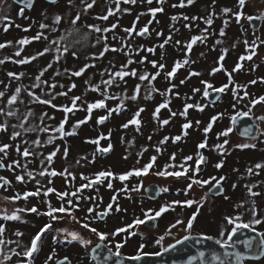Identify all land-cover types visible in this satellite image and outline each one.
Masks as SVG:
<instances>
[{
	"label": "rangeland",
	"instance_id": "rangeland-1",
	"mask_svg": "<svg viewBox=\"0 0 264 264\" xmlns=\"http://www.w3.org/2000/svg\"><path fill=\"white\" fill-rule=\"evenodd\" d=\"M249 1H253L257 12L264 15V0ZM88 2L91 3L92 0H88ZM158 2V0H152L151 4H146L143 0H136L135 3H124L123 0H121L119 9H117L115 0H95V4L92 9L83 11L84 6L81 4V0H72L71 5L69 4V0H57L54 4H49L44 0H35L34 4L28 10H25V19L23 17V12L20 16L19 6L12 0H0V42H4V44H6L4 48L0 49V60L5 61L3 64H0V92H5V97L0 98V108H4L5 111L8 110L6 98L14 93L16 87H21L19 99L22 101L12 106V110L17 112L16 116L6 117L4 115H0V123H5L7 125L6 131L0 130V145L4 143L11 145V147L7 149L6 155L0 153V158H2L0 159V162H2L5 166L4 172L0 173V177H4L10 182L5 186L0 187V224L4 221L3 216L5 214L11 215L13 212H17L18 210L16 207V205L19 206V203H16L17 200L6 199L7 197L20 193L22 189H27V186L33 187L34 190L39 187L42 194L48 187H53L57 191H65L64 189L67 185L66 180L75 184V182L79 180V176L77 174L79 171L82 173L84 171L89 172L88 165L91 160L87 154L95 153L97 145L85 143L88 139L94 140L100 138L101 136L104 137L107 133L109 135L110 133L111 142L114 144L112 150L114 153L119 150L123 141L129 140L128 137L146 139L149 137L153 138L179 135L181 138L187 137V140L191 143V145H195V143L199 140L205 139V135L202 134L201 130L209 124L208 119L217 115L219 119L214 122L215 125L212 126L210 133L206 134L207 141H214V139L218 137V133L223 132L228 127H231L232 131L228 134V136H226L229 143L227 144L224 152L227 151L228 148H232V151H235L234 148L236 146H232V141H235L236 144L249 143L247 141H243L240 136L236 135L231 124V117L236 111H247L248 108L251 107L250 99L258 98L261 91L260 89H264V81L261 80V78H264L263 45L261 47H255V55H252L251 60L241 61L239 59L240 56H247L251 54L252 49L244 47L242 42L239 43V41L244 39L249 40V38H243L242 35H236V32L220 36L219 30H215L214 34L213 32L207 30V40L203 43L199 41L196 42L189 51L186 48L187 42L190 41L193 35H200L202 29L196 31L194 28L192 29L191 27L183 26L180 28L179 33H177L176 36L171 37L169 28L166 29L165 25L167 22L165 20L167 14H173L174 10H177L174 7L175 1L164 0L163 3L159 2L162 7L164 6L165 12L160 15H158L157 12L155 16H153L148 9L150 7H158ZM109 8H112L115 11L113 15L109 16L108 20L105 21L97 19L98 16L105 15ZM125 9H127V11H125ZM131 9H133V11ZM77 13H80V19L76 25H72L71 20ZM179 13H182V11ZM56 15H60L62 17V20L58 25L54 23ZM137 17H139V19H137ZM149 21H151V23H149ZM42 22L48 24L49 29L41 30L39 25ZM134 22L135 31L132 36L129 37L128 34L124 32V29L133 26L131 24H134ZM114 23L117 24V27L108 33H97L87 27V25L91 24L101 28H106L110 27V25ZM161 24H164V26L162 25L161 27ZM5 25L8 26L7 31H5ZM17 25H19V27H17ZM145 25H147L149 31L145 34L137 35L136 30L138 29L139 32V29L143 28ZM25 28H28L29 31H23ZM51 28H56L57 30L53 32L50 30ZM74 28L79 31H72ZM40 31L44 32L45 36H47V40L43 38L41 40H33L30 44L23 46L21 50V46L18 45L17 41L23 37L31 38ZM70 31L71 35H68ZM157 33H161V35L158 36ZM126 34L128 37H126ZM101 35L107 37V43L110 46L120 48L121 44H124V50L120 52L108 51L103 58L95 60L91 59L93 54L98 53L104 47L103 42L96 44L97 37ZM61 36L66 37L62 43L70 46V52L62 56L58 62L53 60L55 55L54 50L53 52L38 57L37 59L24 65L13 62L18 59L15 56L16 51L21 50V57L19 58L33 56L37 52L42 51L45 46H51L49 42L52 40H58ZM114 36L116 39H113ZM217 39H220L222 43L216 45ZM166 40L167 43H165ZM177 40L181 41V43L177 44ZM8 41L11 43H6ZM76 41H79V43H75ZM161 44L164 45L163 48L159 46ZM128 45L131 46L132 50L131 59L139 61L141 57H146L144 63H133L130 65L131 68H136L138 73L146 71L151 75L154 71H156L150 63L152 60H155L158 63H164L166 65V69L168 70H170L171 65L180 61L182 66L177 70V76L174 75V77L166 79L164 71H161L160 75L152 81L151 85H149L147 81L140 82L138 78L129 77L126 78V85L124 83H119L118 87L111 86L108 89L109 95L116 96L118 99H107L106 104L108 108H113L121 102L122 98L125 105L123 108L125 114L122 111L121 113L113 112L111 115H108L107 109H104L103 113L108 116V122L105 124L97 123L96 118L102 112L100 109H95L92 112L91 119L88 120L87 123L76 128H73V125L76 124L77 119H83L86 112L75 111L74 113H69L68 122L65 125V131L74 132L75 134L65 136L63 139L59 138L58 133H39L38 131L25 133L23 131V128L20 127L21 124H23L24 127H38L41 124L40 115L42 112H47L49 116L55 117L54 121H50L45 118L43 121L45 125L58 124L60 120L65 118L62 111L45 105L31 103L30 97L28 96V91H36L37 94H40V90L32 89L31 85L36 82V75H38L41 70L46 68L49 63L52 64V67L48 68L44 73L42 81L46 80L48 84L55 83L57 85L56 88L52 90L53 95L58 92L68 91L71 84L76 85V87L69 92L68 98L64 96H56L53 100L54 104L64 105L69 103L71 96H80L82 100L78 101V103H82L84 100L93 101L97 98L103 97L100 92L90 90V85H100L101 89H103L104 86L101 84V80L107 79L108 76L105 74L102 77L100 73L106 72V70L109 69L115 71L121 64L125 63L129 58L125 55V53L128 52ZM233 45H235V47H233ZM149 48H153L154 51H147ZM221 49H227V52L224 54L225 59L218 62L219 56L221 55ZM72 51L77 53L76 58L72 57ZM6 57H10L11 59H5ZM185 60L188 61L187 64L183 63ZM253 61L258 64L255 69L258 77L256 78L257 83L250 84V72L253 66ZM217 62V68H219L222 64L223 70L216 74H211V70L216 66L215 64ZM237 62L240 63L242 67L233 72V68H235ZM85 63L94 64L95 66L89 67L80 77L70 75L72 70H78ZM65 69H68L69 72L66 73ZM201 69H205V72L202 71L200 73ZM9 71L23 73L24 75L19 79H13L7 76ZM180 71L181 73H179ZM185 71H189L190 73H199V75H191V77L188 78L184 75ZM57 73L59 74L57 75ZM227 73H231V81H229ZM182 78L185 79L183 80V84L180 83ZM201 80L208 81L213 85V87L223 83L229 84V88L225 90L222 100L217 102L214 107L208 106L205 102L202 91L203 85L200 83ZM85 81H89V84H86ZM136 83H140L141 88L139 94L137 95V99L133 101L128 97L133 94V88ZM60 85H63L64 87L61 88ZM152 85L160 91L151 92V98H146L150 93ZM172 85L175 87H172L171 92H166V89L170 88ZM238 85L241 87H237ZM41 88H43L45 93L49 91L48 87L43 83H41ZM195 88H200L201 91L194 93L193 89ZM233 88H235V96L232 91ZM161 92H164L165 94L161 95ZM245 92H248L249 96L245 97ZM43 98L52 99V97L48 95H44ZM165 99L169 102L168 108L161 109L158 117L154 118L153 112L155 111L156 106L159 103L164 102ZM201 101L205 103L202 106L203 111L193 107L187 110L186 116H181L179 114L184 110L183 106L185 103L202 104ZM230 105H235V112H227V107H230ZM29 108L32 110L33 115L29 117L28 120H24L23 117ZM139 108L143 109L139 116L140 125L138 127L136 125H129L127 129L122 128L121 121L129 119L127 114H133ZM169 109L171 111H169ZM217 111H219L218 114ZM172 112H176L177 115L172 116ZM251 112H254L255 115L264 116V105L257 104L252 107ZM166 119L169 121V126L166 125L167 127L165 128L161 125V129H158L157 127L161 124L160 121ZM187 120L188 122H192V127L187 130H181V123L186 122ZM196 121H200V124L197 125ZM259 127V133H261L262 140L257 142L256 147L253 149L246 148L243 152L236 151L239 154V159H237L236 163V167H238V169L236 170L235 165H233V168L225 166V164L228 165V162H232L235 159V153L232 151L224 154L222 157L223 164L219 169L215 167L217 163H220V157L216 150L212 155L210 151L205 152V154L208 153L214 161V166L210 167L212 168V171H215L216 176L221 174L228 176L227 174H232L227 177L228 183H230L226 196L228 199H225V197L219 199L216 209L212 211L213 214L211 212V215H209V217L214 218L213 221L210 219L206 220L208 218L206 216L207 208L202 207L200 209L201 213L197 216L201 219L198 220L197 229H205L208 231V228L205 225L215 227L214 224H217V226L220 227L225 215H234L237 212L242 213L243 219L247 221L251 219V214L248 210L252 207L253 202H255L258 209V218L264 217V169L256 170L254 168L256 163H264V120H259ZM13 131L21 133V135L15 140L10 139ZM185 131L187 133L186 135L184 134ZM49 135H55L57 137L51 144L46 143ZM37 138H39L41 142L39 145L32 143L37 140ZM129 141H132V139ZM106 142L107 139H101L99 146L104 147ZM146 142L151 141L148 140ZM252 143L253 142L251 141L249 144ZM17 145L20 146V152H22L24 148H28L31 152L35 153V155L23 157L20 152L16 151ZM57 147L59 148V151H57L51 164H48L45 158L49 153L55 151ZM65 147L68 149L66 157L64 153ZM168 148L163 153L165 156H169L171 153L173 154V150L177 149L176 147ZM185 148L186 143L182 144L180 150H184ZM118 152L121 151L119 150ZM122 153H124L128 160L135 153H138V155L142 157H147L148 155V151H146V149H139V147H129ZM85 157L86 159H84ZM117 159L123 161L120 157H117ZM42 160H45L44 164H41ZM13 161H17L19 166L14 164ZM95 162H97V164L101 163L100 160L94 159L93 165ZM9 164L12 165L11 169L7 167ZM207 165L209 164L207 163L206 166ZM44 168H47L49 171L55 169L58 172H62L66 169L67 172L73 173L75 179L67 176L66 173L65 176L57 175L55 177H50L45 175L41 177L39 172L44 170ZM249 168H253L252 173L247 171ZM28 171L33 173L34 179L28 178ZM16 175H23L24 182L21 183L16 181ZM37 181H39V184H37ZM49 181H51V183H49ZM233 184L236 185L235 188H233ZM248 186H252V191L259 193V195L252 196L248 192ZM27 190L31 191V189ZM193 192L192 197H195L194 200L197 203L204 201L205 197L207 200L205 188L203 189L201 187H197L196 185L193 186ZM49 194L55 197V193ZM41 197L51 200V197H44L41 194L33 199L40 200ZM241 203L243 206L237 209L235 206ZM21 205L22 208L27 206L23 203ZM65 218L66 222L71 224L69 231H75L73 228L76 226V221L71 223V217L69 215ZM35 223V221H33V223L31 221H26L21 223L17 228L25 230V232H30L32 231V228H35ZM4 226L5 231L0 234V241H2V243H0V264H4L3 260L5 259V256L8 257L9 250L13 251L15 247L12 239L15 237V233L12 229L15 228L16 225L11 224V226H9L5 223ZM257 227L260 230H264V225ZM79 232L81 236L84 235L87 237L88 235L81 226ZM33 234L34 232L31 233V236ZM34 236L35 235H33V237ZM9 237L12 238L8 239ZM96 238L99 240L98 237ZM14 239L22 241V243L26 246L25 239L21 237H15ZM93 241H95V239L91 242ZM46 242L47 237H44L40 242V248H42ZM72 243L73 240H71V237H68L67 239L64 238V244H66L68 248H70V245H73ZM25 246L23 248H25ZM3 252L4 254H2ZM41 255L42 250H38V255L35 259L36 263L34 264H42L37 260V258ZM80 259H84L81 264H89L88 262L86 263L83 256L77 257V260L75 259L77 264L80 263L78 262Z\"/></svg>",
	"mask_w": 264,
	"mask_h": 264
},
{
	"label": "snow or ice",
	"instance_id": "snow-or-ice-1",
	"mask_svg": "<svg viewBox=\"0 0 264 264\" xmlns=\"http://www.w3.org/2000/svg\"><path fill=\"white\" fill-rule=\"evenodd\" d=\"M50 3H54L55 0H49ZM72 0H69V4L71 5ZM121 0H115V3L117 5V9H119V5H120ZM124 3H135L136 0H123ZM159 2H162V0H159ZM194 2V0H187V4L191 5ZM215 2V0H214ZM246 2L247 0H237V8L235 11H233L230 8L225 7L224 9H222L223 13L228 15L231 14L235 20L239 23L242 19V17H244L245 13L243 11L244 7L246 6ZM148 4L152 3V0H147ZM81 4L84 6L83 7V11H88L90 9L93 8L94 4H95V0H92L91 3L88 2V0H81ZM180 6L183 7L184 6V0H180ZM162 8H153L150 7L148 9V11L150 13H152L153 16H155V14L157 12L162 11ZM114 9L109 8L107 13L103 16H98L97 19H101V20H108L109 16L114 14ZM125 11H127V9H125ZM22 15V12H21ZM6 19V18H4ZM80 19V13H77L76 16L71 20L72 25H76L77 22ZM137 19H139V17H137ZM177 17L173 16L172 20H176ZM184 20H197L198 17H188V16H184L183 17ZM203 19V18H201ZM247 19L249 21H253L254 19H264V16L262 17H253L251 15L247 16ZM62 20V17L60 15H56L54 18V23L55 24H59ZM207 25H212L213 23V18L212 15L210 14L207 19H205L204 21ZM149 23H151V21H149ZM228 20H225V25H227ZM17 27H19V25H17ZM87 27L91 30H94L97 33H108L111 30H114L117 27V24H112L110 25V27H106V28H101L98 27L96 25H87ZM185 27H190V25L186 24ZM39 28L41 30L43 29H49V25L45 24V23H40ZM7 26H5V31H7ZM51 31L55 32L57 29L56 28H51ZM23 31L27 32L29 31L28 28L23 29ZM72 31H79L78 29H73ZM135 31V22L133 24V27L130 28H125L124 32H126L128 34L129 37L132 36L133 32ZM149 31L147 25H145L143 28L139 29V32H137V35L140 34H145ZM225 34L224 32V28H221L220 30V36H223ZM68 35H71V31L68 33ZM157 35H161V33H157ZM45 39L47 40V36H45L43 31L37 32L35 36L29 38V37H23L21 39H19L17 41L18 45L21 46V50L23 48V46L30 44L33 40H41V39ZM86 38V37H85ZM208 38L207 36V29L202 30L200 35H193L190 39V41L187 42L186 44V48L190 51L193 47V44H195L196 42H201L203 43L204 41H206ZM66 37L65 36H61L58 40H52L49 42V44L51 46H45L43 48L42 51L37 52L35 55L33 56H25L23 58H19L21 57V50L16 51L15 56L18 58L16 60H14L13 62L16 64H20V65H24L29 63L30 61H33L35 59H37L38 57H41L47 53H51L53 52V50L55 51V55L53 57V60L55 62H58L62 56H64L65 54L70 52V46L67 44H63L62 41L65 40ZM113 39H116V37L114 36ZM101 42L104 43V47L102 50H100L98 53H95L92 55L91 59L95 60V59H100L103 58L105 56V54L108 51H112V52H120L124 50L125 45L121 44L120 48H116L113 46H110L107 43V37L106 36H98L97 40H96V44H100ZM8 44H10L11 42L8 41L6 42ZM75 43H79V41H76ZM165 43H167V40L165 41ZM177 44H180L181 41L177 40L176 41ZM222 41L220 39L216 40V45L221 44ZM261 43H264V41H261ZM255 45H256V41L253 40L251 45H248L247 41H245V46L246 48H251L252 52L251 54L245 56V55H241L240 56V60H251L252 59V55H255ZM6 46V44L4 43H0V49L4 48ZM161 48L164 47L163 44L159 45ZM233 47H235V45H233ZM215 48V46H214ZM131 46L128 45V52L125 53V55L127 57H129L125 63L121 64L119 66L118 69H116L115 71L112 70H106V72H101L100 75L103 77L105 74H107L108 78L107 79H102L101 80V84L104 86L103 89H101L100 85H90V90L92 91H98L101 93V96L103 98H97L93 101H88V100H84L82 103H78V101H81L82 98L80 96H71L70 97V102L66 103L64 105H56L53 103V100L55 99L56 96H64L66 98H68V94L69 92L76 87L75 84H71L68 88V91H62V92H58L55 93L53 95L52 90H54L56 88V84H48V82L46 80L42 81V77L44 75V73L47 71L48 68L52 67V64L49 63L47 65L46 68H44L43 70H41V72L36 75L35 77V83H33L31 85L32 89H39L40 90V94H37L36 91H28V96L30 97V102L31 103H35V104H40V105H45L48 107H51L53 109L56 110H60L64 113V119L60 120L58 122V124L55 125H45L43 123V121L45 120V118H47L50 121H54L55 117L54 116H49L47 112H42L40 115V120H41V124L38 127H24L23 124L20 125V127L23 128V131L25 133H32V132H39V133H58L59 134V138L63 139L65 136L68 135H74V132H66L65 131V125L68 122V114L69 113H74L75 111H85L86 115L83 119H77L76 124L73 125V128L79 127L82 124H85L88 122V120L91 119V115L93 110L95 109H107L108 115H111L113 112H117L119 113L124 107V103H123V99L121 98V102L119 104H117L115 107L113 108H108L107 104H106V100L107 99H112V100H116L118 99V97L116 96H110L108 89L111 86H119V83H124L125 85L127 84V80L126 78H138V80L140 82H144L147 81L149 85L152 84V81H154L159 75L161 71H164V75L166 79H170L172 77H174V75L176 74L177 70L182 66V63L180 61H177L175 64L170 66V70L166 69V65L164 63H158L155 60L150 61V63L152 64L153 69H155L156 71H154L151 75L148 72H143V73H138V70L136 68H131L130 65H132L133 63H144L146 60V57H141V59L139 61H134L133 59H131ZM147 51L149 52H153L154 49L153 48H149L147 49ZM227 52V49H221V55L219 56V61H223L225 59V53ZM72 57L76 58L77 57V53L75 51L71 52ZM5 59H11L10 57H6ZM218 61V62H219ZM5 61L4 60H0V64H3ZM184 64H187L188 61L185 60L183 62ZM94 64H89V63H85L82 67H80L78 70H72L70 72L71 76H75V77H80L82 76V74L89 68V67H94ZM242 67V65L240 63H237L235 65V68H233V72H235L237 69H240ZM223 68V65H220V68L217 67H213L211 70V74H215L218 71H220ZM65 72H69L68 69H65ZM59 73H57L58 75ZM23 73H17L15 71H9L7 73V76L13 79H19L23 76ZM190 75H199V73H190ZM228 75V79L229 81L232 80V75L231 73H227ZM262 81H264V78H261ZM41 83H43L44 85H46L49 89V91L47 93L44 92L43 88H41ZM86 84H89V81H85ZM181 84L184 83V81L182 80L180 82ZM200 83L203 85V95L207 96L209 93V90L213 91V92H224L225 90H227L229 88V84L227 83H223L221 84V86L219 88H215L213 87V85L211 83H209L208 81H204L201 80ZM250 84H255L257 83L256 80H251L249 81ZM61 88H63V85H60ZM172 87H175L174 85H172L170 88L166 89V92H171ZM237 87H241V86H237ZM141 88V84L140 83H136L135 87L133 88V94L128 97L131 100H136L137 99V95L139 94ZM160 90L155 88L154 85H152L151 89H150V93L146 98H151V92H159ZM201 89L200 88H195L193 89V92H200ZM233 94L235 96V88L232 89ZM21 93V87H16L14 93H12L10 96H7V106H8V110L5 111L4 108H0V115H4L6 117H13L17 115V112L12 110V106L16 105L17 103H20L22 101H20L19 96ZM161 95H164V92L160 93ZM44 95H48L51 96L52 99H44L43 96ZM178 95V94H177ZM244 96L247 97L249 96L248 92L244 93ZM5 97V92H0V98ZM168 100L165 99L164 102L159 103L156 108L155 111L153 112V117L157 118L158 114L160 112L161 109L163 108H168ZM257 104H261L264 105V95L259 96L258 98H252L250 99V105L251 107L248 108L247 111H236L235 114L231 117V123L235 124L237 122V120L240 117H247L250 115L251 111H252V107L256 106ZM86 105V107H85ZM197 108L201 111H203V107L201 106V104L196 103V104H190V103H185L183 108L184 110L182 112H180L179 114L181 116H186L187 114V110L189 108ZM233 107L235 108V105H233ZM143 111L142 108L137 109L131 119H127V122L123 123L121 125L122 128L127 129L129 127V125H136L137 127L140 125V113ZM169 111H171L169 109ZM172 116L177 115L176 112H172L171 113ZM33 115L32 110L29 108L27 113L24 115L23 119L24 120H28L29 117H31ZM108 118V116L106 115H101L97 117V123H103L106 119ZM218 119V116H212L211 117V122L203 128V132L205 134H207L211 128H212V122H215ZM258 119H262L264 120V117H259ZM160 123L162 125H166L169 123V121L163 120L160 121ZM196 124L199 125L200 121H196ZM15 127V126H13ZM190 127H192V122H185L182 125V128L184 130L189 129ZM0 130L6 131L7 130V125L5 123H0ZM232 131L231 127L226 128L223 132L218 133V137L219 136H228V134ZM247 131V130H246ZM185 135L187 134L186 131L184 133ZM21 135L20 132L17 131H13L11 134L10 139L15 140L17 137H19ZM109 137H110V133H109ZM57 137L55 135H49L48 139L46 141V143L51 144L53 142L54 139H56ZM108 137H103L101 136L100 138L94 139V140H89L86 141L87 143H92L97 145V151L98 152H103V153H107L112 149V145L109 143L106 147H100V140L101 139H107ZM149 139H151V137H149ZM169 138L168 137H164L163 140H161L159 143L163 144L165 143V141H167ZM181 137L179 135L175 136L173 138V141H178L180 140ZM32 143L39 145L41 142L39 140V138H37V140L33 141ZM229 141L226 139L224 140L223 144H217L214 146L215 149L220 150L221 152H223V148H224V144H228ZM207 145V136L205 135V139L203 141H201L198 145H197V150L199 149H204L206 148ZM11 147L10 144L8 143H4L2 145H0V153L3 154H7V149H9ZM237 148H249V147H255L254 144H249V143H244V144H237L236 145ZM157 152L161 151V149L159 147H157ZM16 151L20 152V146L17 145L16 147ZM57 151H59V148L57 147V149L51 153H49L47 155V157L45 158L46 162L48 164H51L53 158L55 157ZM67 152L68 149L67 147L64 148V153H65V157L67 156ZM20 154L23 157H29L32 155H35V153L31 152L28 148H24L22 152H20ZM197 159H195L194 163L196 165L195 168H190L188 166H186L185 164H181L180 165V169L181 170H172L169 171L168 169L170 167H174L173 165H168L166 164L164 166V168H162L161 170L157 171L155 173V175L157 176H161V177H174L177 179L180 178H184L185 182L187 184L186 188H184L182 191L184 193L185 196H187L188 192L190 189L193 188L194 185H200L201 187L210 184L212 181H215V183L212 185L213 188H217L221 181H223L225 179V177L221 176L218 179L216 177H210L209 179H198L196 177V174L200 171L199 165L204 163V157L199 153V151H197ZM176 155L175 153H173L170 157V159L175 160ZM2 159V158H0ZM86 159V157L84 158ZM45 160L41 161V164L45 163ZM184 161H191L193 160V156H185L183 158ZM14 164H17V166H19L17 161H13ZM139 163V161H138ZM156 163V156H152L149 158V160L144 163V165L142 167H136V168H132V169H128V170H123L122 172H120L119 174L112 172L111 170H99L97 172L94 173L93 177H89L87 175H84L83 173H81L80 179H81V183L79 184L78 187L75 188L74 191L68 192V191H57L55 188L53 187H48L44 192H43V196L44 197H48L49 193H55V198L56 200H58L60 203L58 204V206H53L52 203L47 202V201H42L47 203V209L45 212L40 213L39 209L37 208V206L34 204L31 208H20L17 210V212H13L11 215H7L5 214L3 216L4 220H19L21 217L18 215V213H22V212H30V213H34V214H38V215H43V216H47L49 218V222L45 223L42 227H40L38 229V231L36 232V235L31 239V244L30 246H28L22 253V255L24 257H28L29 259H31L33 253L37 250V245H38V241H40L42 239V234H44L46 231L50 230L52 228V221H58L63 219V215L60 214H67L71 217V219L73 221H77V217L74 215V212L76 210H82V211H86V215H84L83 217V222L81 224V226L84 229H88L89 231H91L92 233H94L100 241H104L105 239H107V237L109 235L115 237L117 234L120 233H127L128 236H132V235H136L137 233L132 231L133 228L135 226H139V225H143L145 224L146 221H155V219L157 217H160L162 213H165L166 211H168L169 209H173L175 205H180V204H186L188 206H192L193 204L197 203L195 200L193 199H185V200H180V199H174L171 200L168 204L165 205H161L159 207L158 210H154L152 208H148L146 211H144V219H140L139 217L135 218L131 223L124 225L123 227H117L115 229L114 232L112 233H104V232H100L97 230V228L95 227H91L90 223L88 221H90L91 219H95L96 217H106L107 215H109V213L112 211L113 209V202L116 201L117 197L115 195L112 196L111 201L109 202L102 211H96V208H99V204H96L94 206H87L85 209H81V205L79 203V201H87L88 203H92L93 201H95L97 198L93 197V196H83L82 195V190L83 189H91L94 185H99L101 183H104L105 181H107V187L109 189L113 188V179H119L121 182L128 180L129 177L132 176H136V177H140L142 175L148 174L150 169L153 168V166ZM3 163L0 162V167H3ZM222 166V162L221 163H217L215 165V167L217 169H219ZM8 168H12V165L9 164L7 165ZM254 168L256 170H260V169H264V163H256L254 165ZM249 173L253 172V168H249L247 170ZM65 173L67 174V176L72 177L73 179H75L73 173L71 172H67V170L65 169L62 172H58L55 169H52L51 171H49L47 168H44V170L39 172V175L41 177L48 175L50 177H55L57 175L60 176H65ZM191 173V174H190ZM27 176L29 179H34L33 173L31 171L27 172ZM15 180L18 182L23 183L24 182V176L23 175H16L15 176ZM10 182L4 178V177H0V187H3L7 184H9ZM49 183H51V181H49ZM37 184H39V181H37ZM236 185L233 184V188H235ZM139 188H134L131 189V191H138ZM118 191H129V189H127V187L122 188V189H118ZM162 191H168L167 188L162 189ZM211 191V189L209 190ZM223 192L222 188H219V191L216 193H213V195H217V194H221ZM248 192L252 195V196H257L259 195V193L253 192L252 191V186H248ZM207 195V194H206ZM40 196V188H36L35 191H23L22 194L21 193H17L14 196H10L7 197L6 199H11V200H20L21 198L28 200L30 197H37ZM101 199V203H103L102 198ZM225 199H228V197H225ZM202 204V201L200 202ZM243 204H237L235 207L237 209H239L240 207H242ZM115 210L116 211H121L122 209L120 208L119 204H116L115 206ZM124 211H126V209H123ZM251 214V219L245 221L243 219V214L240 212H237L234 215H225L223 217V221L225 222V225L221 227L220 232H219V236L220 238H214L213 236L210 235H205L203 233H201L202 236V240L203 241H213L216 245H219V247L221 249H223L222 253H217L216 251H212L211 253V259L212 261H216L218 262V264H245L246 260L249 259H259L261 257H264V230H260L257 226L260 225H264V217H259L258 218V209L255 205V202H253L252 207L248 210ZM199 212V207L197 208V212H193L191 217H189L186 221L181 220V219H177L175 221L174 224H172L170 226V228H175L178 225H183L184 226V231L186 233H188L187 235H185L183 237V241H187L191 238L190 234H191V230L194 227V221L197 218ZM88 214H94V215H88ZM80 222V221H77ZM250 230L252 233H254L255 235L248 237L247 239H245L244 241V245L245 248L248 249V252H241L238 251L235 248V242L233 241V237L236 233L240 232L241 230ZM5 231V226L3 224H0V234H2ZM58 232L61 233H65V239H67L68 237H71V239L73 241H79V243H81L82 245H89L90 243H92L90 240L84 239L78 232L76 231H68L67 229H58ZM170 234V232H169ZM17 235H21L20 233H17ZM143 235V234H141ZM227 236V239H224L223 237ZM57 237H53V240H56ZM164 240V236H160L158 239L155 240V244L160 245L161 242ZM202 240H197L196 243H202ZM0 243H2V241H0ZM111 243V242H110ZM125 242H116L114 247H115V252L112 251V248H108L107 251L108 253H110L112 256L117 257V259L115 260V264H122L123 259H127L130 261H142L144 260V258L149 257V256H156L159 257L161 256L162 252H167L169 249H174L175 245H179L182 243V240H176L175 244H169L167 246V248L161 247L160 251L157 252H153V253H148V252H144L143 249L145 248V244L144 243H140L137 251L135 252V254L130 255V256H126L124 257L121 253V248L124 246ZM101 247V245L99 243L96 244V248L99 249ZM229 249H231V251H229ZM17 255H20V253H17ZM198 256L200 258H203L205 256V253L203 251H200L198 253ZM110 258V256L105 255L104 256V260H108ZM5 259H9V257L5 256ZM49 260L52 259L51 255L48 257ZM65 259H67L65 257ZM197 256H189L187 261L185 262V264H191V262L193 260H196ZM21 264H27V262H21ZM57 264H61L60 261H57ZM144 264H152L151 261L149 260H145ZM202 264H203V260H202Z\"/></svg>",
	"mask_w": 264,
	"mask_h": 264
},
{
	"label": "flooded vegetation",
	"instance_id": "flooded-vegetation-1",
	"mask_svg": "<svg viewBox=\"0 0 264 264\" xmlns=\"http://www.w3.org/2000/svg\"><path fill=\"white\" fill-rule=\"evenodd\" d=\"M163 1L164 0H162L161 3H163ZM174 1H175L174 7L178 11L174 10L173 14H170V13L167 14L166 20H165L167 22L165 25L166 29L169 28L171 37L176 36L177 33H179L180 28L188 24L190 25L192 29L194 28L196 31L201 30V29L202 30L207 29L213 32V34L215 33V30L220 31L221 28H224L225 34L236 32V35H240V36L242 35L243 38L244 37L249 38V40L244 39L242 41L241 40L239 41V43L242 42L244 47H246L245 41H247L248 45L249 44L251 45L253 40L256 41L255 47H258V46L261 47L262 45L264 47V43H261V41H264V19H254L253 21H249L247 19V16L249 15L253 17L264 16L262 13L257 12L255 8L256 6L254 5L253 1L250 2L249 0H247L246 6L243 9L245 15L244 17H242L239 23L235 20V18L231 14L226 15L222 11V9H224L225 7L230 8L233 11H235L237 8V0H215V2L214 0H194V2L191 5H188L187 0H184L183 7L180 6V0H174ZM143 2L147 4V0H143ZM160 6L156 8H162L163 10L158 12V15L165 12L164 6L163 7L162 5ZM131 10L133 11V9ZM180 11H182V13H179ZM23 12H26V11H23ZM210 14L212 15L213 23L212 25H207L204 21L205 19H207V17ZM173 16H176L177 19L172 20ZM184 16H188V17L195 16V17H198V19L195 21L191 19L186 21L183 19ZM24 18L26 19V17ZM225 20H228L227 25H225ZM162 25L164 26V24H161V27ZM136 32H138V29L136 30ZM126 37H128L127 34H126ZM252 65L253 66L250 72L251 73L250 79L256 80L258 75L256 74L255 69L257 68L258 64L257 62L253 61ZM222 70L223 68L218 72H221ZM202 71L205 72V69L204 70L201 69L200 73ZM179 73H181V71ZM175 75L177 76V72ZM184 75L185 77H188V78L191 77L189 71H185ZM181 80H185V79L182 78ZM260 90L261 91H260L259 96L264 95V89H260ZM224 93L225 91L220 92L221 97L218 102L222 100ZM201 102H202L201 106H203L205 103L203 101ZM208 106L214 107L215 105L208 104ZM233 111H234V107L232 105H230V107H227V112H233ZM123 113L125 114V111H123ZM218 113L219 111H217V114ZM132 115L133 114L128 113L127 117L131 119ZM214 116H217V115H214ZM249 116L253 117L255 123L257 124V137L255 139H252V138L251 139L241 138V139L249 143L252 141L253 142L252 144H254L256 147L257 142L259 140H262L261 133H259V129H260L259 120H262V119H258V118L264 117V116L255 115L254 112H251ZM125 122H127V120L121 121V125ZM186 122H188V120ZM183 123L185 122H182L181 125H183ZM161 125L162 124H159L157 128L161 129ZM166 125H162V126L166 128L167 127ZM180 129L184 130L181 127ZM174 137H175L174 135L168 136L169 139L165 141V143L163 144H160L159 142L163 140L164 137H153L151 139L149 138L136 139L135 137H128L129 140L132 139V141H129V140L123 141V143L121 144L119 148L121 152H118L119 150H117L115 154L112 151L114 144L111 142V136H110L107 139V142L105 145L107 146L109 143L112 145V149L109 152L103 153V152H97L95 150V153L87 154L91 160L88 165L89 172L84 171L83 174L89 176L90 178L93 177L94 173L99 170H111L112 172L119 174L123 170H128V169H132L136 167H142L144 163H146L149 160L150 157L156 156V163L153 166V168L150 169L148 174L142 175L140 177L132 176V177H129L128 180L123 181V182H121L119 179H113L112 189H109L107 187V181H105L104 183H101L99 185H94L91 189L82 190L83 196L90 195V196L96 197L97 199L93 201L92 203H88L87 201H79L81 205V209H85L87 206H94L96 204H99L100 206L99 208H96V211H102L103 208L109 202H112L111 198L113 195L117 197L116 201L113 202V209L109 213V215L103 218L96 217L95 219H91L90 221H88L91 227L97 228V230L100 232L110 234L114 232L117 227H123L124 225L131 223L137 217H139L140 219H144V211H146L148 208L158 210L161 205L168 204L171 200H174V199H180L182 201L185 199L194 200L195 197H192V194L194 193L193 188L189 190L187 196H185L182 191L187 186L185 179L183 177L180 179H177L174 177H161V176L155 175V173L161 170L162 167H164L166 164L174 166V167H170L168 169L169 171L181 170L180 169L181 164H185L186 166L190 168H195L196 165L194 161L195 159L198 158L197 151H199V153L204 157L205 162L199 165L200 171L196 174L197 178L198 179H209L210 177L216 176L215 171L214 170L212 171V168H211L214 166L213 164L214 161L213 159H211V156H209L208 153L205 154V152L210 151L212 155L214 154L216 150L217 154H219L220 163H221L222 157L224 156V154H227L228 152L232 151V148L230 149L228 148L227 151L224 152V150L227 147V144H224L223 152L214 148V146L217 144H223L224 140L227 138L226 136L216 137L214 141L208 140L207 141L208 146L204 149H199V150H197V145L204 139L199 140L197 143H195V145H191V143L187 140L188 139L187 137L186 138L183 137L180 140L175 141V142L173 141ZM89 140L90 139H88V141ZM148 140L151 142H146ZM232 142H233L232 146L237 145L235 141H232ZM184 143H186V148L184 150H180L182 144ZM87 144L91 145L92 143H87ZM129 147H136V148L139 147V149L144 148L146 149V151H148V155L147 157H142L138 155V153H135L128 160V158H126L124 153L122 152L128 149ZM157 147H159L161 151L157 152L156 150ZM168 147L177 148L175 149L176 153H175V150H173V153L176 154L175 160L170 159L172 153L169 156H165L163 154ZM255 147H249V148L253 149ZM245 149L246 148H236L235 147L234 148L235 151H232L233 153H235V159L232 162H228L229 163L228 165L225 164V166L233 168V165H235V170L238 169V167H236L237 159H239L238 157L239 154L237 152H243ZM185 156H193V160L184 161L183 158ZM117 157L122 158L123 161H120L119 159H117ZM94 159L100 160L101 163L97 164V162H95L93 165ZM206 162L209 165L206 166L207 164ZM0 172H4V170ZM81 173H82L81 171L77 173L79 176V180L75 182V184L70 183L68 182V180H66L67 185H66V188L64 189L65 191H68V192L74 191L75 188L79 186V184L82 182L80 179ZM230 174H227L228 176L226 175L224 176L223 174L216 176L217 179L221 176L225 177V179L221 181L220 185L217 188L212 187L215 181H212L210 184L205 185L203 187H201L200 185H197V187H201L203 189L205 188L206 190L207 200L205 197L204 201H202V204L198 202L197 204H193L192 206H188L186 204L175 205L173 209H169L165 213H162L160 217H157L155 219V221H146L145 224L143 225L135 226L132 231L136 232L137 234L132 235V236H128L127 233H120V234H117L115 237L109 235L107 239H105L104 241H100L96 238L97 236L94 233H92L88 229H84L81 226L83 222V217L84 215L87 214L86 211L76 210L74 212V215L77 217V221H80V222H77V221L75 222L71 219V223L72 222L76 223L75 224L76 226H74L75 228H73V230H75L76 232L78 231V233L80 234L79 229L81 226L83 230L85 231V233L88 234L87 237H85L84 235H82V237L90 241L95 239V241H93L91 244L86 245V246L79 243V241H73L72 243L73 245H70L69 246L70 248H68V246L64 244L65 233L58 232L57 230L67 229L69 231L71 224L66 222L65 217L67 216V214H60V215H63V219L58 220V221H52V228L46 231L44 234H42V239L44 237H47V242L44 244V246H42V248H40V242L42 241V239L38 242L37 250L33 253L31 259H29L28 257H24L22 253L28 246H30L31 239L33 238V235H36V232L38 231V229L42 227L45 223L49 222V218L47 216L38 215V214L30 213V212H22V215L21 213L20 214L18 213V215L21 217L19 220H4L3 219L4 221L1 224L5 225V223H7V225L9 226H11V224H15L16 226L15 228L12 229V231L15 233V237H21L26 240V246L22 243V241L14 239L15 237L14 238L9 237L8 239L10 238L13 239L15 247L13 251L9 250V254H8L9 259H6V260L4 259L3 263L4 264H21V262L26 261L27 264H34L36 263L35 259H36V256L38 255V250H42V255L37 258V260L41 262L42 264H57V261H60L61 264H64L66 260L68 261V264H73V263L77 264L76 260H77V257L79 256H83L85 258L86 263L88 262L89 264H95L91 257L90 251L97 243L103 244V246L107 249L112 248V251L115 252V247H114L115 243L126 241V243H124V246L120 250L124 257L135 254L140 243L145 244V248L143 249L144 252L153 253V252L160 251L161 247L167 248L169 244H175V241L178 239L183 240V237L188 234L184 231L183 225H178L175 228H170V226L174 224L177 219H181L185 221V224H186L187 219L191 217L193 212H197L198 207H199V212L197 216H199V214L201 213L200 209L202 207H206L207 208L206 216L208 217L206 220H209V219L211 221L214 220V218L209 217V215H211V212L216 209L219 199H222L227 196V192L230 187L229 185L230 183H228L227 177H229ZM125 187H127L129 191H118V189H122ZM134 188H139V190L131 191V189H134ZM164 188H167L168 191H162V189ZM219 188H222L223 192L221 194L213 195V192L214 193L218 192ZM27 189H31V191L36 190V189L34 190L33 187L31 186H27ZM27 189L25 188L22 189L20 193L22 194L23 191H28ZM210 189L211 191H209ZM40 194L43 196L41 192ZM48 197H51V200H49L48 198H43V197H41L40 200L36 199L37 201L33 199L35 197H30L28 200L21 198L20 200H17L16 202V203H19V206H17L16 203L15 205L18 209H20L22 208V205H21L22 203L24 205H27L24 208H31L35 204L37 208L39 209V212L43 213L47 209V203L42 202V201L50 202L53 204V206H58V204L60 203L52 195L49 194ZM100 198H102L103 203H101ZM116 204H119L120 208L122 209L121 211L115 210ZM123 209H126V211H124ZM202 213H203V210H202ZM88 215H94V214H88ZM199 219L200 217H197L196 220L194 221V227L192 228L191 234H190L191 237L201 236V233H203L205 235L213 236L214 238H220L219 232H220L221 227L225 225L224 221L221 222L220 227H218L217 224H214L215 227L205 225L208 228V231H206L205 229H201V230L197 229ZM26 221H31L32 223L33 221L36 222L34 224L35 228H32L31 229L32 231L30 232H27V231L25 232V230H20L17 228L21 223L26 222ZM32 232H34V234L31 236ZM17 233H20L21 235H17ZM252 234L255 235L254 233ZM160 236H164V240L161 242L160 245H157L155 244V240L158 239ZM53 237H57V239L53 240ZM223 238L227 239V236ZM24 246L25 248H23ZM64 249H67V250H64ZM4 252L2 254H4ZM17 253H20V255H17ZM50 255L52 257L51 260L48 259ZM65 257L67 259H65ZM82 260L84 259L78 260V262H80L79 264L82 263ZM245 264H264V257H261L259 259L246 260Z\"/></svg>",
	"mask_w": 264,
	"mask_h": 264
},
{
	"label": "water",
	"instance_id": "water-1",
	"mask_svg": "<svg viewBox=\"0 0 264 264\" xmlns=\"http://www.w3.org/2000/svg\"><path fill=\"white\" fill-rule=\"evenodd\" d=\"M16 5L22 8H28L32 5L34 0H12ZM49 2V0H44ZM57 1V0H55ZM50 3V2H49ZM217 92H210L208 95V100L214 102L218 98ZM234 125V129L237 135L244 138L255 139L257 137V125L252 119V117H240ZM247 130V131H246ZM215 191V190H214ZM214 193V192H213ZM253 236L250 230H241L236 233L233 237L235 242V248L241 252H248V249L245 248L244 241L248 237ZM197 240H202V236H192L189 240L183 241L179 245H175L174 249H170L167 252H162L161 256H149L144 258V260L136 262L123 259L122 264H144L145 260H149L152 264H185L189 256H197L196 260H193L191 264H218L216 261H212L211 253L216 251L217 253H222L223 249L216 245L213 241H203L202 243H196ZM99 249L96 248V245L91 249L90 254L95 264H115L117 257L112 256L108 253L107 248L100 244ZM103 246V247H102ZM203 251L205 256L200 258L198 253ZM231 251V249H229ZM108 255L110 258L104 260V256ZM64 264H68L66 260Z\"/></svg>",
	"mask_w": 264,
	"mask_h": 264
}]
</instances>
